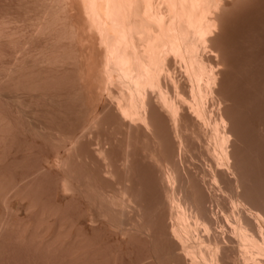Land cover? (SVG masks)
I'll return each mask as SVG.
<instances>
[{
	"label": "bare ground",
	"instance_id": "obj_1",
	"mask_svg": "<svg viewBox=\"0 0 264 264\" xmlns=\"http://www.w3.org/2000/svg\"><path fill=\"white\" fill-rule=\"evenodd\" d=\"M33 1L26 19L0 23V41L9 48L0 84L28 97L77 101L87 114L80 136L110 116L126 133L152 139L154 148L147 145L144 155L157 165L163 184L167 221L161 236L170 244L169 264H264V211L240 194L231 129L214 99L219 61L213 40L228 0ZM1 120L5 139L12 132ZM158 129L166 131L163 137L168 132L167 143ZM78 137L67 148L77 156ZM194 141L207 143L212 165L203 182L208 176L227 208L214 212L202 193L184 191L172 155L182 157ZM95 151L105 162L104 146L98 143ZM129 204L120 199V208Z\"/></svg>",
	"mask_w": 264,
	"mask_h": 264
},
{
	"label": "rangeland",
	"instance_id": "obj_2",
	"mask_svg": "<svg viewBox=\"0 0 264 264\" xmlns=\"http://www.w3.org/2000/svg\"><path fill=\"white\" fill-rule=\"evenodd\" d=\"M32 1L0 0V23L26 19ZM223 10L213 40L219 61L214 101L231 129L240 194L264 211V0H228ZM8 50L0 41V64ZM11 89L0 84V124L7 120L12 132L0 136V264H169L170 244L161 236L167 221L163 184L157 165L144 155L154 148L152 139L126 133L110 116L80 136L87 114L76 100L29 98L21 90L13 97ZM158 131L167 143L168 132L163 137L166 131ZM76 137L79 156L67 149ZM98 143L107 164L95 151ZM206 144L194 141L172 159L187 195L202 193L216 212L228 204L208 176L203 182L212 165ZM121 198L130 207L120 208Z\"/></svg>",
	"mask_w": 264,
	"mask_h": 264
}]
</instances>
